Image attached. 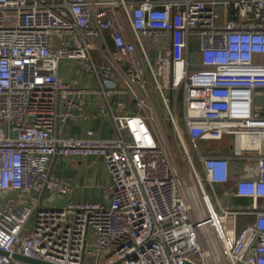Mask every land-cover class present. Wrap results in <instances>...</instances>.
<instances>
[{
	"label": "built area",
	"instance_id": "built-area-1",
	"mask_svg": "<svg viewBox=\"0 0 264 264\" xmlns=\"http://www.w3.org/2000/svg\"><path fill=\"white\" fill-rule=\"evenodd\" d=\"M63 59L93 73L107 101L132 95L135 112H112L116 138L59 135L83 115L82 90L59 77ZM74 155L104 159L102 202L75 201L55 173L58 157ZM55 196L62 207L44 204ZM239 216L253 221L238 229ZM16 254L264 264V0H0V264H32Z\"/></svg>",
	"mask_w": 264,
	"mask_h": 264
},
{
	"label": "crops",
	"instance_id": "crops-1",
	"mask_svg": "<svg viewBox=\"0 0 264 264\" xmlns=\"http://www.w3.org/2000/svg\"><path fill=\"white\" fill-rule=\"evenodd\" d=\"M116 13L121 14L119 8ZM112 14V10H108ZM126 36L131 37V31L126 30ZM169 33L165 35L169 39ZM97 49L93 50V55L96 60H102L101 53V38H97ZM152 59L157 55L156 47L149 48ZM59 77L65 82L74 85L81 89L82 93L79 101L82 106L83 115H78L70 118L64 125L60 126L59 135L62 137H84L89 132L94 136L104 139L116 138L118 133L116 125L112 119L113 113L135 112V100L130 93L117 92L108 101L101 94L98 86V80L93 73L83 72L78 69L76 61L73 59H63L59 63ZM159 100V99H158ZM155 102V100H153ZM54 171L64 180L71 181L75 186L73 199L75 201H96L102 202V188L112 182V177L107 170L105 161L100 156H64L58 157L54 161ZM241 163L233 162L232 170L239 171ZM231 184H226L229 187ZM219 189L222 187L219 186ZM66 199L64 197L55 196L50 201ZM232 208H240L244 205L250 204L251 200L248 198H230L228 200ZM46 206L47 201L44 202ZM252 216H239L237 219L238 229L243 228L247 223L252 222Z\"/></svg>",
	"mask_w": 264,
	"mask_h": 264
},
{
	"label": "rangeland",
	"instance_id": "rangeland-1",
	"mask_svg": "<svg viewBox=\"0 0 264 264\" xmlns=\"http://www.w3.org/2000/svg\"><path fill=\"white\" fill-rule=\"evenodd\" d=\"M153 96H154L153 100H155V104L157 105V108L160 112L161 121H162L164 129L166 131V136H167V139H168L169 144H170V148H171L170 153H171L172 157L175 159V161L182 165L183 162L181 160L180 149L178 147V141L175 138V130L171 127V125L166 120L164 109L163 108L161 109V104L158 102V98L154 94H153ZM178 114H179V116L182 115L181 97L179 98V101H178ZM157 128L159 129L158 126H157ZM161 136H162V139H164L162 134H161ZM184 137H185V140L187 143L188 142L187 137L186 136H184ZM63 203H64V200L63 199L59 200V198L55 202L54 201H50V202L47 201V204H49L51 207H62Z\"/></svg>",
	"mask_w": 264,
	"mask_h": 264
},
{
	"label": "water",
	"instance_id": "water-1",
	"mask_svg": "<svg viewBox=\"0 0 264 264\" xmlns=\"http://www.w3.org/2000/svg\"><path fill=\"white\" fill-rule=\"evenodd\" d=\"M5 253V252H3ZM6 254V253H5ZM14 258L23 262H27V263H32V264H51L45 261H41V260H36L33 258H30L28 256H24V255H20V254H16L14 255Z\"/></svg>",
	"mask_w": 264,
	"mask_h": 264
}]
</instances>
